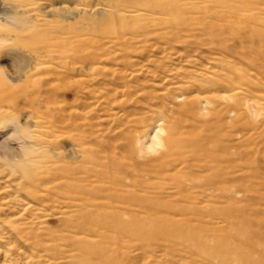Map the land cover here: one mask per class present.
Masks as SVG:
<instances>
[{"label": "rangeland", "instance_id": "1", "mask_svg": "<svg viewBox=\"0 0 264 264\" xmlns=\"http://www.w3.org/2000/svg\"><path fill=\"white\" fill-rule=\"evenodd\" d=\"M110 2V0H15V3L21 5L32 18L34 28L31 32L16 37L15 48L0 53V68H7L12 73L15 65L22 67V71L30 69L31 71L22 81H19L23 78L22 75L20 77L10 75L9 79L15 84L0 78L1 85L5 84L6 88L4 96L0 97V140L12 132L13 125H23L27 121L29 126L35 125L38 140L50 147L51 154L47 157L46 164L44 163L30 180L10 173L6 167L0 166V248L6 251V257L0 253L2 255L0 264H99L104 257L111 258L113 264H223L224 260H227L228 264H246V261L240 259L239 250L243 248L251 261L264 264L262 99L261 101L255 99L261 104L260 109L263 108L259 114H251L243 119V122L251 121L253 124L239 127L241 123L235 125L236 127L222 125L220 129L224 132L229 130L227 133L232 139H229L230 141L224 139L223 143H232L228 145L232 156L226 158L234 161L231 162L233 166L236 165L231 174V183L233 182L234 187L231 203L234 204L230 207H226V204L221 206V203L220 205L213 203V207L210 204L212 201L207 200H212L210 197L206 199L203 197L205 200L201 198V201L200 197L197 198L198 205L196 200L192 199L193 205V201L183 199L185 197H181L179 192H176L177 189H166L167 192L155 191L154 194L152 190L155 189H148L147 193L136 190L137 192H132L131 197L129 196L131 192H127L128 194L110 193L108 190L105 192L103 186L107 185H101L99 182L97 184L92 172L96 162L92 160L106 162V156L121 158L120 156L129 153L127 151L130 146L137 142L146 150L153 145L161 129L164 130L163 136L171 133L172 138L174 137L176 141L180 138L178 139L180 142L185 141L181 138L184 136L188 138L186 141L193 140L191 132L206 134L203 130L207 129H202L200 124L196 126L195 116L185 112L183 106L186 102L200 99L198 107L201 113L205 114L206 109L211 108L203 101L205 95H200L198 91L203 87L210 89L215 83L214 65L217 61L216 56L211 54L208 41H204L207 37L200 33L196 11L188 10L185 14L183 12L178 15V12L156 10L153 13H142L140 18L131 19L133 16L131 13L136 7L124 8L125 5L121 4L122 10L128 12L125 14L124 11L119 12L123 15L121 16L123 21L119 22L117 20L121 18L112 14L109 6L114 3ZM191 2L196 3L197 0ZM98 7L103 10L92 11ZM76 9H82L84 13L77 16ZM11 10L0 4V12L8 13ZM102 22L107 26L101 25ZM93 28L102 30L107 28L112 32L109 34L93 32ZM116 29H121L125 45H119L121 42L114 35L118 34V30L113 31ZM77 30L84 34L78 36V32H75ZM68 40L73 41L74 45H68L65 42ZM79 41H83L84 45L79 49L80 52L85 55H96L98 57L96 61L85 63L77 59L82 54L75 47ZM115 41L118 43L117 46L112 44ZM1 88L4 87L1 86L0 90ZM129 91V94L133 93V97L132 94H128ZM197 111L198 108L195 112ZM208 119L209 124L213 123L210 126L213 125L215 128L213 116H209ZM191 124L194 126L190 127ZM201 142L209 146L204 140ZM217 150L215 152L220 154ZM149 154L148 152V156L147 154L144 156L149 158L152 156ZM122 160L126 163L131 162L128 158ZM53 163L57 171L54 168L52 171ZM76 167L80 168H78L80 173L87 170V173L90 171L93 174L88 173L90 177L85 171H82L84 175L80 174ZM45 168H48V171ZM60 168H74L75 178L71 177L76 180L84 179L81 184L78 182V188L83 189L81 195L75 192L74 186L71 194L64 190L66 187L69 191L71 189L66 181L70 180V184L77 182L72 178L66 179L59 171ZM186 169L172 172L173 175L176 174L175 179L178 183L185 182L188 187L191 185L180 173L188 174L185 175L187 178L189 176L195 178L197 175L200 180L196 177L197 181L194 183L198 186H203L210 180L208 171L193 169L187 173ZM199 173L203 176L198 175ZM120 176L124 178V175ZM203 177L207 181L201 180ZM85 182L84 185L88 186L83 185ZM94 191L97 193H93ZM120 193L121 196H118ZM207 193L209 194L206 195L210 196V192ZM175 194L177 197L174 199ZM141 195L143 199H139ZM152 195L156 203L151 198ZM168 196H172L171 200ZM91 198L98 205L97 209L93 207L95 205L87 204L88 206L84 207L83 199ZM145 198L146 203L141 204L142 200V203L145 202ZM96 199L99 200V204ZM151 200L153 205L156 204L154 207ZM136 201L145 208H141ZM187 201L192 203L191 206ZM157 203L161 204L157 206ZM165 204L168 209L165 208ZM219 210L223 215L225 211H229L239 219L243 217L245 221L250 220L251 225H246L248 228L244 231L253 236V242L245 243V240L238 236L239 228L237 230L235 226L223 223V215ZM94 212L110 214L107 216L112 219L122 218L121 221L127 222L131 231L141 225L147 230L157 226L159 232L163 234L156 236L149 243L135 234L131 235V231L128 236L115 238L112 230L105 232L101 227L92 225L84 219L86 213ZM216 217L219 218L215 219ZM239 219H236V222ZM160 224L162 227L165 225L166 229L160 228ZM252 232L258 238H255ZM219 244H223L221 249L217 248ZM89 246L101 248L103 257L87 258L81 251ZM205 249L210 251L215 249L213 256L206 255Z\"/></svg>", "mask_w": 264, "mask_h": 264}, {"label": "bare ground", "instance_id": "2", "mask_svg": "<svg viewBox=\"0 0 264 264\" xmlns=\"http://www.w3.org/2000/svg\"><path fill=\"white\" fill-rule=\"evenodd\" d=\"M110 1L112 3H114V4H112L111 7L109 6V8L112 10V14L115 16H119L120 18H121V16H123V15H120V13H119L120 11H124V14L126 12H128V11L122 10L123 8L120 7L121 4L123 6L125 5L124 8H133V6L136 7L134 12H132V13L130 12L131 14H133L131 19L132 18H140V16L143 15L142 13H153L156 10L164 11V12H167V11L176 12V13L178 12V15L183 14V12L185 14L186 13L185 11H188V10L196 11L198 14L196 22L200 26V28H199L200 33L203 37H207V39H205L204 41H208L207 45L211 46V54L216 56L215 58L217 59V61H216V64L214 65L215 66V83L211 86L210 89H206L205 87H203L201 90L198 91V93L200 95H205V97H203L204 98L203 101H205L206 104L210 105L211 108L210 109L207 108L206 109L207 111L205 114L201 113V109L198 107V101L200 103V99L191 100L189 102H186L183 106V110L185 112H190L193 116H195L194 119H195L196 123L194 121L193 122H194V124H197L196 126H199V124H200V127L202 129L203 128L207 129L206 131L203 130L206 134H204V135L203 134H196L197 132L195 133V132L189 131V132H191L190 135L194 139L186 141L188 138L186 139L184 136L185 139L183 137H181V138L185 141L180 142V141H178V139H180V138H178L176 141V139L174 137L172 138L171 133L170 134L167 133V135L163 136L164 130L161 129V133L155 138V142L153 143V145H151V147L146 148V150L141 146L142 144L140 142H137L134 145L130 146L129 151H127L129 153H124V154H127V156L122 154L123 156H120L121 158H118L117 156L116 157H114V156L108 157V156H106L107 155L106 154L105 155L107 157L106 162H102L100 160H92V161H94V163L96 162L95 163L96 164L95 169L93 168L92 172L94 173V177L97 181V184L99 182V183H101V185H107V186H103V191L108 190L110 193L126 192L125 194H128L127 192H131V194L129 193L130 194L129 196L132 195L133 191L137 192L136 190H141L143 192L146 191L144 193H147V192H149L148 189H155V190H152L153 191L152 193L154 194L155 191L158 192V191H162V190L165 191L166 189H168V190L169 189H173V190L177 189L176 192L177 193L179 192L178 194H180L181 197H185L183 199L190 200V202L193 201L192 202L193 205H194V200H192V199L196 200L197 198L200 197L199 199L201 201V198H203V197L205 199L207 197L208 198L210 197V198H212V200H209V199H207V200L212 201V202H210V204L213 207H214V204L220 205V203H221V206L226 204V207H228V206L230 207L232 204H234V203H231L232 202V195L231 194H233V188H234L232 186L233 182L231 183V181H232V179H231L232 175L231 174H232V170L236 166L235 165L236 163L234 164L235 166H233V164H231V162H234V161H230L231 159L229 160V158H226V156L230 155V149L231 148H230V146H228L230 143L224 144L223 142H224V139H228V140L232 139L231 136H229V134L227 133V132H229V130H225V132H224V130L221 131L220 129H221L222 125H227L229 127H234L235 125H238V123H241L238 125V127L240 125H248V124L251 125V124H253V123H251V121L250 122H248V121L243 122L244 117H247L248 115H251V114H256V113L260 112L261 109H263V108L260 109L261 104L258 101H256L255 99H258L260 101H261V99L264 100V97L261 96V95H264V0H197L196 3H192L191 2L192 0L191 1L190 0H167L166 2L161 1V0H110ZM126 5H128V6H126ZM102 10L103 9L101 7H98V8L93 9L92 11L100 12ZM76 11H77V13L75 15H77V16H79V14L84 13V11L82 9H76ZM70 19H72V18H70ZM122 19L123 18L118 19L117 21H119V22L123 21ZM111 21L112 20H110V22ZM101 25L107 26V24L103 23V22ZM113 31H117V33H118V34H114V35H116V37H118L117 40H119L121 42L119 45H125V44H123L124 43V41H123L124 35L122 34V32H120L121 29H116ZM75 32H78V34H77L78 36L82 35V33L84 34V32H81L80 30H77ZM93 32H102L104 34H109L112 32V30H107V28L104 30H102L100 28H96L93 30ZM65 42H67V44L70 46L74 45V42L71 40H68ZM201 43H203V42H201ZM112 44L115 46L118 45V43L116 41L112 42ZM204 45H205V43H204ZM83 46H84L83 41H79V42H77V46H75V47L78 48L77 51L80 52L79 49L83 48ZM80 53H82V52H80ZM78 57L79 58H77V59H79L80 61H84L85 63L90 62L92 60L96 61L98 59V57L96 55H89V54L85 55L84 53L80 54ZM1 86L4 88H1V90L3 89V91L0 90V97L2 95L4 96L5 90H6L5 84L1 85V83H0V87ZM124 86H126V85H124ZM129 93H130V91L128 92V94ZM131 94L133 97L132 92H131ZM131 94H129V95H131ZM206 94H209L211 96H208V95L206 96ZM112 96H114V95H112ZM112 96H110V97H112ZM107 97H109V96H107ZM242 106H243V108H242ZM197 108H198V111L195 112L197 110ZM242 109H243V111H241ZM193 110H194V112H193ZM209 116H213V118L215 120L214 124L217 125V126L214 125L215 128H213V125L210 126V124H213V123L210 122V124H209V121H210L208 119ZM67 120H69V118ZM246 120H248V119H246ZM194 124L193 125L191 124L190 127L191 126L193 127ZM261 124L264 125V121H262ZM15 127H16L15 125H13V128L11 127L12 131L14 130ZM195 131H196V129H195ZM185 133H187V132H185ZM186 135L189 136V134H186ZM203 140L205 141L206 144H209V146L202 143L201 141H203ZM230 145H232V143ZM128 146L129 145H127L126 150H128ZM112 149H114V148H112ZM216 149L219 150L220 154H217L218 152L217 153L215 152ZM112 151H114V150H112ZM148 152L150 153L149 154L150 156L152 154V156L149 158L144 156L145 154H147V156H148ZM96 155H97V153H96ZM223 155H225V157H223ZM231 156L232 155H230V157ZM123 158H128V160L130 159L131 162L126 163V162H124V160H122ZM141 158H143V160ZM144 158H146V159H144ZM140 159L142 161H140ZM49 160H51V159H49ZM60 160H61V158H60ZM89 160H90V158H89ZM54 161H56V160H54ZM45 164H46V162H45ZM47 164H48V162H47ZM52 165H53V167L51 166V169L55 167L54 163ZM45 166H47V165H45ZM84 166H85V164H84ZM89 166L93 167L92 165H89ZM99 167H100V169H98ZM76 168L78 170L79 167H76ZM184 168L185 169L187 168L186 169L187 171L185 170V172H187V173H188V171L191 172L193 169H197V170H201V171H208L209 176H211V177H209L210 180L208 182H206L205 184L203 183L204 184L203 186H198L197 183H194V181L200 180L197 175H195V178L192 176H191V178H190V176L187 178V177H185L186 174L182 175L180 173V175L183 176V179L186 178V182L187 181L190 182L191 185H189V187H188V184L186 185L185 182H184V184L182 182L178 183V181H176V179H175L176 174L174 173L175 175H173L172 172H178L179 170H182ZM47 169H46V171H48ZM49 169H50V167H49ZM88 169H90V167ZM52 171H54V170L52 169ZM59 171L61 172V174H64L66 176V179H67V177H68V179H70V178H72L71 176H73L74 172H76V169H74V168L73 169H70V168L62 169V168H60ZM82 171L86 172L87 170H82ZM82 171H81V173H82ZM60 172H58V173H60ZM77 172H79V170ZM210 172H211V174H210ZM88 173H90V171ZM90 174H88L89 177H90ZM120 174L124 175V178H122L123 176L121 177ZM83 175L81 177H83ZM192 175H193V173H192ZM198 175L203 176L202 173L201 174L199 173ZM186 176H188V174ZM206 176H208V175H206ZM77 177H79V176H77ZM32 178H33V176H32ZM74 178H72V179H73V181H76L77 184L75 182H74V184L72 182L70 184L69 183L70 180L68 182L66 181V184L71 189L69 191L68 187H66V188H64V190H68L69 194H71L73 192L74 187H75V189H74L75 192L79 193V195H81L83 193L82 192L83 189H82V187L78 188V182H79V184H81L80 182H84L83 181L84 179L81 180L79 178L76 180ZM85 178H87V177L85 176ZM202 179L204 180V177L201 178V180ZM167 181H170V182L172 181V182L170 184H167L166 183ZM204 181H207V180H204ZM176 182L178 184H176ZM84 184H86V182L83 183V185ZM165 185H167L168 187L170 185H173L174 187L172 186L171 188L170 187L166 188ZM64 186H65V184H64ZM84 186H88V185H84ZM98 187H96V188H98ZM60 189H62V188H60ZM99 189L102 190V188H98V190ZM86 191H88V189ZM86 191H84V193ZM164 191H162V192H164ZM105 192H103V193H105ZM150 192H151V190H150ZM166 192H167V190H166ZM207 192H210V196L206 195V194H209ZM89 193H90V191H89ZM93 193H97V191H94ZM144 193H141V194L144 195ZM152 193H148V194H152ZM174 193H175V191H174ZM85 194H87V193H85ZM137 194H139V193H137ZM104 195H106V194H104ZM166 195H169V194H166ZM93 196H95V195H93ZM111 196H113V195L111 194ZM115 196H116V194H115ZM118 196H121V193ZM149 196H151V195H149ZM152 196L153 197H151V198L154 199L155 198L154 195H152ZM85 197H86V195H85ZM109 197H110V195H109ZM168 197H167V199H168ZM171 197L172 196L169 197L170 200H171ZM173 197L175 199V197H177V195L173 196ZM71 198H73V197H71ZM98 198H99V196H98ZM141 198H142V195L139 199H141ZM146 198H145L144 203H142L143 200L141 201V204L146 203ZM111 199L113 200V198H111ZM126 199H127V196H126ZM126 199H124V200H126ZM180 199H182V198H179V200ZM83 200L85 202L84 203L85 208H86L85 205H87V204L90 206L95 205L93 207L96 209L98 208V205L95 204V200H94V202L92 201V198L90 200L89 199H83ZM96 200H98V199H96ZM104 200H106V198H104ZM107 200H109V198ZM135 200H137V199H135ZM155 200L156 199H154V201ZM197 200H196V203H197ZM147 202H149V201H147ZM157 202L159 203V200ZM187 202L190 204L189 201H187ZM204 202H202V203H204ZM105 203H107V202L105 201ZM135 203H137L139 205V203L137 201ZM151 203H152V205L154 204L153 201ZM155 203H156V201H155ZM158 203H157V206H159L161 204L160 203L158 205ZM170 203H172V202H170ZM202 203L200 202V204H202ZM98 204H99V200H98ZM191 204H190V206H191ZM205 204L206 203H204V205ZM113 205H115V204H113ZM155 205H153V207ZM186 205H188V204L186 203ZM197 205H198V203H197ZM127 206H128V204H127ZM134 206H136V205H134ZM143 207L145 208V206H143ZM143 207H141V208H143ZM150 207H151V205H150ZM164 207L165 206H163V208ZM165 208H167V205ZM233 208H234V206H233ZM127 209H129V208H127ZM160 209L161 208H159V210ZM146 210L149 211V209H146ZM225 210H226V208H225ZM101 211H102V209H101ZM230 211H232V210H230ZM156 213H155V215H156ZM219 213L221 214V211ZM105 214L103 212L102 213H100V212L86 213L84 219H87L88 223H90L92 225H96V226L101 227L105 232H106V230L109 232L112 230V233L115 235V238L121 237L122 235L128 236L130 234L131 230L128 227L129 225L126 224L127 223L126 221H125L126 223H124L121 221L122 218H121V220H119L118 218H114L113 217L114 215H111L113 217V219H112V218H109L107 216L110 214H107V215H105ZM159 214H160V212H159ZM148 215H151V214H148ZM221 215H223V214H221ZM163 216H162V218H163ZM158 217H159V215H158ZM164 217L166 219V216H164ZM219 217H216L215 219H217ZM140 218L141 217H139V219ZM222 218L224 219V221L222 220L223 223L226 222L230 226H235V228L237 230L239 228L240 231L238 233V236L240 238L244 239L245 243L248 244L249 242H253V240H254V238H252L253 236L251 234H248V232L246 233L244 231L246 228H248V227H246V225L247 226L251 225L250 220L245 221V218H243V217H241V219H239L238 217L234 216V213H231L229 211L228 212L225 211ZM222 218H220V219H222ZM165 219H163V220L165 221ZM167 219H168V216H167ZM236 219H239V221L236 222ZM134 220L135 219H133V221ZM136 220H137V218H136ZM154 220H156V219H154ZM171 221H169V222H171ZM131 223H130V225H132ZM155 223H157V222H155ZM143 224H144V222H143ZM137 225H138V223H137ZM161 225L162 224H160V228L162 227ZM162 228H165V225ZM235 228H233V230ZM159 230L160 229H157V226L154 227V229H152V230H147L145 228V226L141 225V226L137 227V229H134V231H131V235L132 234H133V236L136 235V237H139L140 239L142 238L146 243L147 242L149 243L153 239H155L156 236L163 234V232H159ZM247 231H248V229H247ZM166 234H171V233H166ZM233 234L235 235V233H233ZM259 234H258V236H259ZM255 236H256L255 238H258L257 235H255ZM228 237L229 236H227V238ZM260 237H262V236H260ZM130 238H132V237H130ZM232 238L234 239L235 237H232ZM182 239H183V237H182ZM193 242L195 243V240ZM223 244H219L217 248L221 249L223 247ZM234 248H236V247H234ZM214 250L210 251V249L209 250L205 249V253L208 256L209 255L213 256ZM227 250H229V249L227 248ZM81 252H83V254L87 258H91V257H98V258L101 257L102 258L103 257L101 248L98 249V248H94V247L89 246V247L82 249ZM0 253L4 257H6V251L4 249L0 248ZM239 253H240V259L246 261L247 262L246 264H256L254 261L250 260V257H249V255L246 254V252L244 251V248L240 249ZM202 254H203V251H202ZM236 254H237V252H236ZM2 255H0V256L2 257ZM108 256H109V253H108ZM242 260H241V262H242ZM117 261H118V259H117ZM248 261H249V263H248ZM222 262H223V264H228L227 260H224ZM99 264H113V260L111 258L104 257L100 260Z\"/></svg>", "mask_w": 264, "mask_h": 264}, {"label": "clouds", "instance_id": "3", "mask_svg": "<svg viewBox=\"0 0 264 264\" xmlns=\"http://www.w3.org/2000/svg\"><path fill=\"white\" fill-rule=\"evenodd\" d=\"M0 4L8 7L11 12H0V53L9 48H15L16 37L29 33L34 28V22L24 8L15 3V0H0ZM31 71H22V67L14 65L13 72L7 68H0V78L8 80L10 75L20 77L22 81ZM31 121L30 119H28ZM36 127L29 126L26 121L23 125L17 124L14 130L0 140V166H4L10 173L30 179L43 166L51 154L50 147L37 139Z\"/></svg>", "mask_w": 264, "mask_h": 264}]
</instances>
